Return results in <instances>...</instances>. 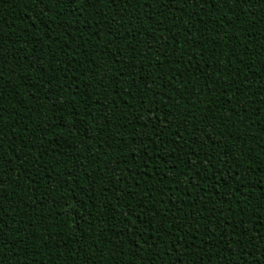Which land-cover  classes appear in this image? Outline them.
<instances>
[{"label":"trees","instance_id":"16d2710c","mask_svg":"<svg viewBox=\"0 0 264 264\" xmlns=\"http://www.w3.org/2000/svg\"><path fill=\"white\" fill-rule=\"evenodd\" d=\"M0 264H264V0H0Z\"/></svg>","mask_w":264,"mask_h":264}]
</instances>
